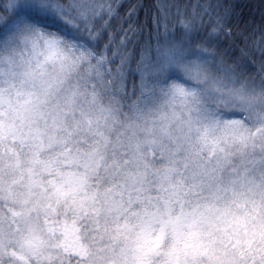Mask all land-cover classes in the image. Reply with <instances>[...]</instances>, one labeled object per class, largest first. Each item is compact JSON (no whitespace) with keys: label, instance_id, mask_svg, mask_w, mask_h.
Here are the masks:
<instances>
[{"label":"snow or ice","instance_id":"obj_1","mask_svg":"<svg viewBox=\"0 0 264 264\" xmlns=\"http://www.w3.org/2000/svg\"><path fill=\"white\" fill-rule=\"evenodd\" d=\"M116 14L0 0V264H264V82L209 47L227 17L137 59Z\"/></svg>","mask_w":264,"mask_h":264},{"label":"trees","instance_id":"obj_2","mask_svg":"<svg viewBox=\"0 0 264 264\" xmlns=\"http://www.w3.org/2000/svg\"><path fill=\"white\" fill-rule=\"evenodd\" d=\"M172 1L171 7L165 9L159 0H124L120 11L123 15L132 11L128 17L129 33H133L127 49L134 47L138 59L142 46L149 41L155 46L152 38L161 29L163 13L176 23L177 31H181V17L192 20L193 47L208 38L217 16H226V31L230 29L231 35L213 37L209 47L216 50L217 60L223 54L226 67L234 68L239 81L246 80L249 86L259 89L264 82V0ZM75 259L72 257L71 264H75Z\"/></svg>","mask_w":264,"mask_h":264},{"label":"rangeland","instance_id":"obj_3","mask_svg":"<svg viewBox=\"0 0 264 264\" xmlns=\"http://www.w3.org/2000/svg\"><path fill=\"white\" fill-rule=\"evenodd\" d=\"M161 7H164L165 9H169L172 4V0H159ZM114 7L117 9V14L112 18L111 21V28L109 29L110 32L115 34L116 42L118 43L121 37L125 35V31H127L128 38H131V35L133 32L129 33L130 31V24H129V15L125 12L123 13L120 11V7L123 5L124 0H111ZM169 25L172 26V28H169ZM176 23L171 19V17L167 14L163 13L162 17V23H161V29L159 32H155L153 35V44H156L158 41L163 42L165 39H171L173 36H176L179 34L180 30L175 29ZM181 27V26H180ZM128 41V39H127ZM107 42V33H105L104 39L100 43V47H103V44ZM128 50V49H127ZM134 47L132 49H129V52H134ZM132 67L135 68V60L132 61ZM130 82V81H129ZM237 86H239L237 84ZM251 87V86H250Z\"/></svg>","mask_w":264,"mask_h":264}]
</instances>
